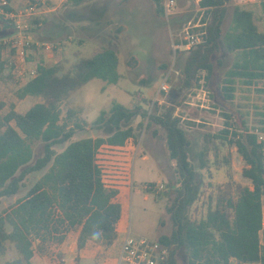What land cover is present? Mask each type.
<instances>
[{"label": "trees", "instance_id": "trees-1", "mask_svg": "<svg viewBox=\"0 0 264 264\" xmlns=\"http://www.w3.org/2000/svg\"><path fill=\"white\" fill-rule=\"evenodd\" d=\"M92 0H69L81 5ZM127 1V0H122ZM157 11L163 15V0H153ZM232 0H201L203 42L188 51H179L181 90L187 95L204 80L213 90L219 91V70L223 66L222 41L228 51L242 52L243 62L228 73L224 85V100L233 99L235 78L245 79L249 84L264 80V33L253 22V12L236 7L233 26L224 35V25ZM264 14V0L260 3ZM39 24V19L33 21ZM190 18H184L188 24ZM11 23L0 17V76L8 68L2 57V40L14 34ZM119 56L112 49H104L91 59L77 65L71 76L60 81L67 91L85 85L94 79L108 83L118 81ZM139 60L131 56L127 62L130 69L139 66ZM37 77L23 85L18 98L28 96L52 98L57 70L45 64L36 65ZM205 74V77L203 75ZM14 78V77H13ZM15 79V78H14ZM60 84V85H61ZM230 87V88H229ZM232 87V88H231ZM58 87L55 101L63 95ZM55 102L36 104L26 113L14 109L2 115L0 104V200L14 197L23 186L26 176L50 168L33 186L25 198L20 199L6 216L0 217V256L6 252V243L14 244L20 258L8 264H30L34 255L32 237L42 242L62 240L72 231L80 232L79 248L88 240L111 246L117 240L116 225L122 216V208L113 199L116 192L106 190L100 172L94 163L97 149L105 144L121 145L134 137V130L127 125L139 116L147 120L146 127L156 126L166 133L170 159L175 162V176L164 187L171 204L167 213L171 221V233L163 235L158 242L166 247L169 256L165 264H264L261 232L264 225V141H259L255 131L238 117L234 124H227L216 138L234 146L245 162L242 176L251 184L241 188L235 202L219 204L210 210L205 219L195 222L188 216L190 204L198 197L201 178L190 158V140L176 116V108L159 112H144L141 105L133 110L115 104L109 114L97 120L103 128L113 131L107 138H86L70 142L77 129L61 123V112ZM264 133V120L261 121ZM44 144V155L34 165L33 145ZM70 142L57 153L56 145ZM206 152L199 153L200 168L205 169ZM152 188L153 185H150ZM55 208L61 216L55 219ZM6 223L13 227L6 231ZM99 237L92 238V234ZM62 233L61 237L57 236ZM60 237V238H57Z\"/></svg>", "mask_w": 264, "mask_h": 264}, {"label": "rangeland", "instance_id": "rangeland-1", "mask_svg": "<svg viewBox=\"0 0 264 264\" xmlns=\"http://www.w3.org/2000/svg\"><path fill=\"white\" fill-rule=\"evenodd\" d=\"M12 6L11 0H9ZM26 2V0H25ZM27 3V2H26ZM25 3V5H26ZM60 0H46L48 12L41 16L39 24L32 20V55L30 64L36 67L45 64L57 70L53 87L54 96L32 97L23 100L18 98L22 87L12 76L11 69L6 68L0 76V104H4L2 115L11 109L23 114L36 104H57L61 112V123L68 128L79 129L70 142L86 138H107L113 131L103 128L97 122L102 114H109L115 104L134 109L141 105L144 112H164L175 107L176 116L181 127L190 140V158L201 178L198 197L188 209V216L192 221L199 222L206 218L210 210L227 205L228 201L235 202L241 188L250 187L251 184L243 176L245 162L234 146L216 138L227 128V124L235 125L238 117L250 130L258 135L261 132L264 120V80H254L251 84L245 79L235 78L233 99L224 100V82L228 73L237 64L243 62L242 52H230L222 41L223 66L219 70V91L207 85L204 78L199 87L189 94L181 90L180 67L178 66L179 51L177 48L186 44L187 23L182 20L189 17L192 25H198L202 19V11L196 0H178L177 8L172 16L167 18L157 11L153 0H122L109 1L108 21L112 19L114 26L101 35L103 46L113 49L119 56V73L116 83H108L94 79L89 83L67 91L60 81L71 76L77 65L90 58L83 57L78 48L71 30L73 40L64 41L59 33L60 16L64 12L59 6ZM261 0H232L229 14L224 25V35L233 26L234 10L236 7L253 12V22L260 32L264 33V14L260 6ZM127 7L122 12L123 7ZM62 7H64L62 5ZM12 10H14L12 8ZM115 10L114 18L111 12ZM164 11V10H163ZM123 14V19L122 16ZM127 21V22H126ZM126 22V30H118L119 25ZM99 28H103L100 26ZM200 33L201 28L190 30ZM43 44H49V48ZM4 47H2L3 57ZM131 56L136 57L140 64L136 69H130L127 62ZM3 60L4 57H3ZM205 77V74L203 75ZM61 84V85H60ZM167 84L169 90L163 91L162 86ZM62 91L61 99L55 101V92ZM231 87V88H232ZM230 88V87H229ZM206 92V96L204 94ZM147 120L143 115L135 117L127 126L134 130V139L140 151L135 164L134 191L130 194L127 203L130 209L131 232L135 238H149L158 241L163 235L171 233L170 216L167 207L171 204L165 189L156 192V184L166 186L175 176L176 167L169 157L166 143V133L156 126L146 127ZM70 142L56 145L54 149L61 153ZM34 160L31 165L44 155V144L36 142L33 145ZM205 151V169L200 168L199 153ZM47 168L26 176L20 192L14 197L0 200V217L6 214L19 199L25 198L33 186L47 173ZM150 185H153L151 188ZM15 198L16 201H15ZM127 217V216H126ZM6 231L12 232L11 224L6 223ZM124 226H121L123 230ZM33 245L36 239L31 238ZM261 245L264 251V227L261 232ZM20 258L14 244L6 243V252L0 256V264H8ZM183 264V263H182ZM231 264H237L236 260Z\"/></svg>", "mask_w": 264, "mask_h": 264}, {"label": "built area", "instance_id": "built-area-1", "mask_svg": "<svg viewBox=\"0 0 264 264\" xmlns=\"http://www.w3.org/2000/svg\"><path fill=\"white\" fill-rule=\"evenodd\" d=\"M197 2L199 0H196ZM178 0H163L162 6L165 16H172L177 8ZM46 0H28L24 8L15 11L9 0H0V17L9 21L14 27V34L2 40L4 47L3 57L8 62L11 74L15 80L25 85L35 79L38 75L36 67L30 66V56L34 45L32 39V20L40 19L42 15L48 12ZM202 27L192 25L189 22L186 31V44L177 46L182 51H188L191 48L203 42L204 32L192 33V28ZM50 49L49 44H43ZM163 91L167 92L169 86L164 84ZM206 96V92H204ZM259 141H264V136H259ZM140 147L137 141L131 137L121 145H112L105 143L101 145L94 158L96 168L100 172V179L103 187L108 191L116 192L113 199L115 204L121 206L124 212V228L122 230V242L117 264H165L168 259L169 251L158 241L149 238H135L131 232L130 209L127 203L130 194L134 191L135 164L139 155ZM163 184H156V192L163 191ZM61 216L58 208H55V219ZM127 216V217H126ZM122 217V216H121ZM121 220V219H120ZM119 221L116 230L120 227ZM264 227V225H263ZM55 263L62 264L63 260L55 256Z\"/></svg>", "mask_w": 264, "mask_h": 264}, {"label": "crops", "instance_id": "crops-1", "mask_svg": "<svg viewBox=\"0 0 264 264\" xmlns=\"http://www.w3.org/2000/svg\"><path fill=\"white\" fill-rule=\"evenodd\" d=\"M109 1L112 0H92L81 5H73L69 0H60L59 6L64 8V12L60 16V36L64 41L73 40L71 33L73 27V34L76 41L79 42L78 48L82 51L83 57L91 59L104 49H110L103 46V43H101V35L108 32L109 27L114 26L112 19L108 21L110 16ZM127 1L123 2L126 3ZM11 2L12 8L18 11L24 8L28 0H26V2L25 0H11ZM200 2L201 0L198 2L196 1L197 5H199ZM62 5L64 7H62ZM122 9V12H125L127 7L124 6ZM111 14L114 18L115 10L111 12ZM120 16L123 17V14ZM123 19H125V17H123ZM126 22L121 24V26L119 25L118 30H126ZM100 26H103V28H99ZM16 199L17 198H15V201ZM124 215L122 211V222H120V227L117 230V240L111 246H107L102 242L88 240L84 247L80 249L79 237L81 231L79 230L76 233L69 231L64 235L63 239L59 241L47 240L42 242L36 240L33 246L34 255L30 260V264H56L55 256L63 260L62 264H117L122 242L121 226L125 224L123 219L125 217ZM61 234L62 233L57 236L61 237Z\"/></svg>", "mask_w": 264, "mask_h": 264}, {"label": "clouds", "instance_id": "clouds-1", "mask_svg": "<svg viewBox=\"0 0 264 264\" xmlns=\"http://www.w3.org/2000/svg\"><path fill=\"white\" fill-rule=\"evenodd\" d=\"M98 237H99V233L94 232V233L92 234V238H93V239H96V238H98Z\"/></svg>", "mask_w": 264, "mask_h": 264}]
</instances>
